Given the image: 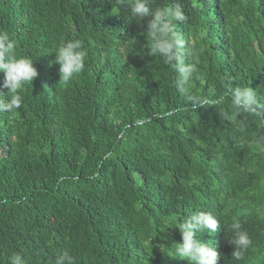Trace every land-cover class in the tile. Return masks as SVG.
I'll use <instances>...</instances> for the list:
<instances>
[{
	"label": "trees",
	"instance_id": "obj_1",
	"mask_svg": "<svg viewBox=\"0 0 264 264\" xmlns=\"http://www.w3.org/2000/svg\"><path fill=\"white\" fill-rule=\"evenodd\" d=\"M178 2L177 30L204 49L189 91L264 93V0ZM126 12L119 0H0V29L38 70L22 107L0 113V264H55L64 249L76 264H191L171 257L179 230L159 226L195 211L221 219L200 237L217 264H264V114L238 116L227 99L193 110L149 54L147 18ZM74 39L85 70L64 83L55 50ZM233 220L253 240L242 261Z\"/></svg>",
	"mask_w": 264,
	"mask_h": 264
},
{
	"label": "clouds",
	"instance_id": "obj_2",
	"mask_svg": "<svg viewBox=\"0 0 264 264\" xmlns=\"http://www.w3.org/2000/svg\"><path fill=\"white\" fill-rule=\"evenodd\" d=\"M127 5V17L137 22L147 18L146 34L150 39L149 54L159 56L164 64L172 67L177 75L178 90L186 97L190 107L196 110L205 106L224 104L227 99L228 109L238 116L264 114V93L251 87H235L229 89L226 96L208 99L189 91L190 82L200 77V56L204 49L189 39H186L177 30V23L186 19L180 3L158 5L156 0H119ZM55 63L59 64V81L70 82L75 75L85 70V51L79 39L65 40L55 50ZM0 73L4 79L0 88L7 92H0V113L13 112L23 105L22 92L25 86L31 85L38 76V70L33 64L31 56L23 55L18 51L16 41L7 30L0 29ZM220 115L228 117V113L221 111ZM264 145V136L259 138ZM176 227L182 242L176 243L171 257L187 259L191 264H217L221 254L208 241L209 235L215 233L221 226V219L212 212L195 211L178 219L169 225L159 226L163 232L167 227ZM227 226V233L231 236L228 241L234 246L232 259L242 261L248 250L253 246L249 233L242 227L239 220H233ZM169 255L167 252H165ZM10 264H26L25 259L16 255L10 258ZM55 264H76V258L67 249L58 253Z\"/></svg>",
	"mask_w": 264,
	"mask_h": 264
}]
</instances>
